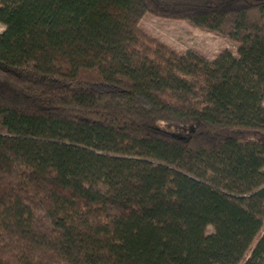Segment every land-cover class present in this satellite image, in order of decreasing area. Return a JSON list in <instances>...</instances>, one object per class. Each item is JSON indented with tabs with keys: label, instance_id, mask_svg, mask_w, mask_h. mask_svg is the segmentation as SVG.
Instances as JSON below:
<instances>
[{
	"label": "trees",
	"instance_id": "trees-1",
	"mask_svg": "<svg viewBox=\"0 0 264 264\" xmlns=\"http://www.w3.org/2000/svg\"><path fill=\"white\" fill-rule=\"evenodd\" d=\"M0 25V264H264V0H0Z\"/></svg>",
	"mask_w": 264,
	"mask_h": 264
},
{
	"label": "rangeland",
	"instance_id": "rangeland-1",
	"mask_svg": "<svg viewBox=\"0 0 264 264\" xmlns=\"http://www.w3.org/2000/svg\"><path fill=\"white\" fill-rule=\"evenodd\" d=\"M139 29L153 40L169 47L178 54L193 52L208 61H215L227 51L237 57L238 46L217 34L197 29L187 22L159 18L145 14L139 23ZM4 28L0 25V33ZM213 229L207 228V234Z\"/></svg>",
	"mask_w": 264,
	"mask_h": 264
}]
</instances>
